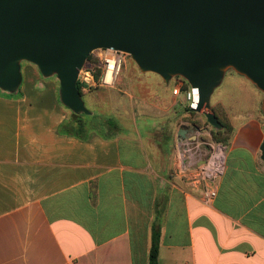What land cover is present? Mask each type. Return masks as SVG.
<instances>
[{
  "label": "crops",
  "instance_id": "crops-1",
  "mask_svg": "<svg viewBox=\"0 0 264 264\" xmlns=\"http://www.w3.org/2000/svg\"><path fill=\"white\" fill-rule=\"evenodd\" d=\"M23 71L18 92L0 93V264H148L154 221L158 264H264L263 93L245 77L237 95L211 96L232 130L207 204L194 173L210 148L202 113L180 110L184 136L149 147L127 130L83 141L57 132L70 115L58 80ZM179 79L154 97L168 118L185 98Z\"/></svg>",
  "mask_w": 264,
  "mask_h": 264
},
{
  "label": "water",
  "instance_id": "water-1",
  "mask_svg": "<svg viewBox=\"0 0 264 264\" xmlns=\"http://www.w3.org/2000/svg\"><path fill=\"white\" fill-rule=\"evenodd\" d=\"M103 48L127 53L140 72L166 84L183 78L197 89L190 111L215 130L210 100L229 70L263 93L264 115V0H0L3 91L19 88L26 61L42 76H56L62 105L90 115L78 74ZM259 149L264 161V138Z\"/></svg>",
  "mask_w": 264,
  "mask_h": 264
},
{
  "label": "rangeland",
  "instance_id": "rangeland-1",
  "mask_svg": "<svg viewBox=\"0 0 264 264\" xmlns=\"http://www.w3.org/2000/svg\"><path fill=\"white\" fill-rule=\"evenodd\" d=\"M25 66L34 67V65L29 62H21L22 83L15 92H18L24 85V81L27 77L23 71ZM229 72L230 74L226 76L227 78L225 77L223 83L215 90L212 96L214 99L215 97L231 98L233 95H237L236 90L242 88L236 83L240 75L233 71H227L226 73L228 74ZM39 77L44 81L48 79H57L54 75L44 77L40 74ZM169 84H171V80ZM160 87H164V84L159 76L152 73L140 72L134 61L126 54L124 55L117 77L115 78L114 85L90 88V90L85 91L82 98L85 106L92 113L113 117L114 120H117L127 129V132L131 131L140 137L143 136L142 138L149 147L150 143L156 140V136L159 140L163 139L162 131L164 126H166L167 131H170L172 134H178L176 128L179 126L181 127V121L187 120L183 117L180 118V110L185 111V106H187L185 98L182 100L183 102L179 100L180 103L174 104L173 109L176 112L173 113L172 118H168L167 114L165 115L164 112L161 113L165 105L163 103L161 104L158 98H154L157 96V93L159 94L158 90L161 89ZM169 89H171V86H169ZM0 93L9 92L0 89ZM244 101H246V99ZM182 103H184V107L181 106ZM203 125L210 126L206 122V119ZM210 128V135H206L205 138L201 140L206 142L208 147L211 148L220 145L218 140L222 139V137H227L229 131L227 130L224 134H215L216 130L212 126H210ZM145 136L146 138H144Z\"/></svg>",
  "mask_w": 264,
  "mask_h": 264
},
{
  "label": "trees",
  "instance_id": "trees-1",
  "mask_svg": "<svg viewBox=\"0 0 264 264\" xmlns=\"http://www.w3.org/2000/svg\"><path fill=\"white\" fill-rule=\"evenodd\" d=\"M84 66L86 68L93 70L96 78L99 77L100 67L98 62L94 58L93 54L89 55ZM183 81L184 84L181 86V89L185 91L188 89L189 85L184 79ZM76 86L81 97H83L85 91L90 90L87 89L84 85H82L79 81H77ZM184 110L186 112H189L190 114L195 113L193 111H190L188 105L185 106ZM211 111L214 113V115L216 116V118L220 123V129L216 130L215 134H224L227 130L229 131L227 137L225 136L222 137V139L218 140L221 145H226L230 139L231 130H232L231 125L228 123L226 119H222L218 117L214 109H212ZM126 130L127 129H125L117 120H114V118L111 116L97 115L91 113L89 117V115L83 113L76 114L70 111V115L68 116V118L59 124L57 132L58 134L61 135H68L75 137L79 140L88 141L95 135H98L103 139H113L118 134H121L123 133V131ZM166 132H167V127L164 126L162 131V137L163 139L168 140L169 136L166 134ZM156 141L160 142L161 140H158L156 136ZM159 241H160V226L156 221H154L150 230L148 264H158Z\"/></svg>",
  "mask_w": 264,
  "mask_h": 264
},
{
  "label": "built area",
  "instance_id": "built-area-1",
  "mask_svg": "<svg viewBox=\"0 0 264 264\" xmlns=\"http://www.w3.org/2000/svg\"><path fill=\"white\" fill-rule=\"evenodd\" d=\"M96 52V53H95ZM127 53L111 48L97 49L93 51V56L99 64V77L96 78L93 70L83 68L79 71L78 81L87 89L96 86H113L115 78L120 70L124 55ZM183 79L180 77L178 86L173 89L177 94L182 86ZM185 99L189 107H195L197 102V89L190 86L185 91ZM225 149L218 145L211 147L206 153L203 162L194 167V173L197 179H203L207 185L203 190V201L210 203L216 196V181L224 171Z\"/></svg>",
  "mask_w": 264,
  "mask_h": 264
}]
</instances>
